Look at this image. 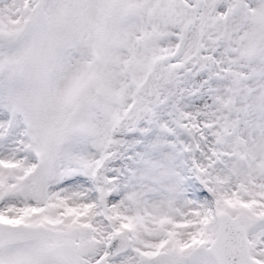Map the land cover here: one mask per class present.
Listing matches in <instances>:
<instances>
[{"label": "snow or ice", "instance_id": "obj_1", "mask_svg": "<svg viewBox=\"0 0 264 264\" xmlns=\"http://www.w3.org/2000/svg\"><path fill=\"white\" fill-rule=\"evenodd\" d=\"M0 264H264V0H0Z\"/></svg>", "mask_w": 264, "mask_h": 264}]
</instances>
